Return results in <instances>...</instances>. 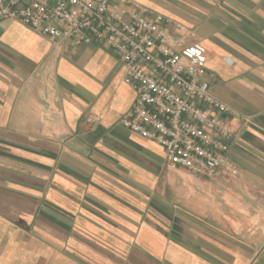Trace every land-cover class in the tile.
<instances>
[{"label": "crops", "instance_id": "1", "mask_svg": "<svg viewBox=\"0 0 264 264\" xmlns=\"http://www.w3.org/2000/svg\"><path fill=\"white\" fill-rule=\"evenodd\" d=\"M132 1L206 48L237 173L125 127L138 91L107 45L0 19V264H264V0Z\"/></svg>", "mask_w": 264, "mask_h": 264}, {"label": "built area", "instance_id": "2", "mask_svg": "<svg viewBox=\"0 0 264 264\" xmlns=\"http://www.w3.org/2000/svg\"><path fill=\"white\" fill-rule=\"evenodd\" d=\"M6 18L52 40L110 47L138 91L121 119L125 127L163 146L169 166L198 178L237 173L232 148L239 134L224 116L234 112L206 78V48L168 28L181 24L132 0H0Z\"/></svg>", "mask_w": 264, "mask_h": 264}]
</instances>
